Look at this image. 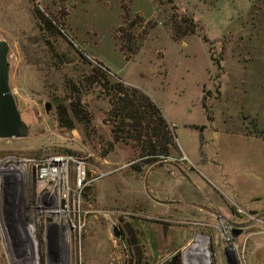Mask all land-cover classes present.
Returning <instances> with one entry per match:
<instances>
[{"label":"rangeland","instance_id":"obj_1","mask_svg":"<svg viewBox=\"0 0 264 264\" xmlns=\"http://www.w3.org/2000/svg\"><path fill=\"white\" fill-rule=\"evenodd\" d=\"M38 12L57 19L66 39L44 32ZM182 17L200 36L178 34ZM126 33L130 54L116 44ZM0 42L28 128L25 138L0 139V159L70 155L87 158L90 173L86 226L57 242L29 218L31 178L0 185V264H228L217 217L239 228L234 264H264V0H48L43 11L0 0ZM98 64L159 109L178 150L176 177L141 160L137 141L116 142L106 92L83 79ZM74 92L91 119L88 138L81 126L61 127L56 107L46 113ZM99 172L106 176L90 181Z\"/></svg>","mask_w":264,"mask_h":264},{"label":"trees","instance_id":"obj_2","mask_svg":"<svg viewBox=\"0 0 264 264\" xmlns=\"http://www.w3.org/2000/svg\"><path fill=\"white\" fill-rule=\"evenodd\" d=\"M38 13L41 17H37V20L40 22V25H44V32L53 36H61L64 40L66 39L64 37L65 31L62 28V24L60 22L58 23L57 19L50 14L49 16H45V13ZM41 22L43 24H41ZM177 26L179 29L178 34L182 37L193 35L200 36L198 32L199 28L192 17H182ZM132 39L133 38H129L127 33L125 34V38H120V40L116 39L117 48L121 53H132L131 51L134 50ZM203 41L205 43L208 42L205 37H203ZM78 55L81 57L83 56L81 54ZM83 61L89 64L86 58H83ZM83 79L87 87L96 88L98 92L101 90L106 92L111 106L108 114L113 126L111 134L113 137L115 135H125V138L140 143L138 144L141 146L140 159L147 160L146 164H158L160 161L169 158L172 152H178L168 126L162 118L159 109L144 93L124 85L119 80H114L110 76L109 70L101 64H98V66L84 74ZM94 93L96 94V92ZM78 95L79 92H74L72 96L67 98V104L58 105L55 108L56 117L58 118L60 126L69 131L74 129L76 125L83 127L82 133L87 137L86 134L90 127L91 119ZM255 135L257 137L263 136L261 132L255 133ZM248 136L250 135L248 134ZM114 139L116 142L120 140L118 137H114ZM114 144L115 143L110 144V151L113 149ZM58 156L60 155L49 157ZM105 156L106 154L102 155V157ZM49 157L37 160H44ZM65 157L73 156L66 155ZM119 234H121L120 231Z\"/></svg>","mask_w":264,"mask_h":264},{"label":"built area","instance_id":"obj_3","mask_svg":"<svg viewBox=\"0 0 264 264\" xmlns=\"http://www.w3.org/2000/svg\"><path fill=\"white\" fill-rule=\"evenodd\" d=\"M30 1L34 7L43 11V5L48 0ZM87 160L65 156L49 157L44 160L18 157L0 159L2 187L9 186L15 181L26 184L31 178L36 200L28 208L31 214L29 218L42 220L44 241L57 242L69 239L72 235H80L84 230L86 212L82 209L81 193L90 174ZM32 169H35L34 179ZM105 176V173L99 172L90 181L100 180ZM216 220V231L223 244L222 251L228 257V264H234L238 254L234 234L239 228L226 222L222 217H217ZM27 232L33 234L32 224H27Z\"/></svg>","mask_w":264,"mask_h":264},{"label":"water","instance_id":"obj_4","mask_svg":"<svg viewBox=\"0 0 264 264\" xmlns=\"http://www.w3.org/2000/svg\"><path fill=\"white\" fill-rule=\"evenodd\" d=\"M7 56L8 45L5 42H0V139L2 140L25 138L28 130L21 119L13 93L9 87V64ZM64 102L65 99L58 98L46 103V113L49 112L52 106L57 107ZM32 174L34 179L35 169H32ZM114 235L117 236L116 230L114 231Z\"/></svg>","mask_w":264,"mask_h":264},{"label":"crops","instance_id":"obj_5","mask_svg":"<svg viewBox=\"0 0 264 264\" xmlns=\"http://www.w3.org/2000/svg\"><path fill=\"white\" fill-rule=\"evenodd\" d=\"M173 159H174L173 157H169V158L159 162V164H163L162 166H165L166 164L169 165V168L163 169L164 173L169 178L176 177L175 170H177V168H176V166L174 164H172V162H173L172 160ZM180 160H185L186 162H189V159H188L187 156L181 157ZM189 163H191V162H189ZM155 165H157V164H155ZM191 165H192V163H191ZM151 167H154V165L151 166ZM152 188H153L154 192L166 193V191L164 189H162V186H161L160 182H155L154 181L153 184H152ZM169 190H171L170 187H168V191ZM165 199H168V198H165Z\"/></svg>","mask_w":264,"mask_h":264},{"label":"bare ground","instance_id":"obj_6","mask_svg":"<svg viewBox=\"0 0 264 264\" xmlns=\"http://www.w3.org/2000/svg\"><path fill=\"white\" fill-rule=\"evenodd\" d=\"M34 242V241H33ZM35 243V242H34ZM35 261V260H34ZM37 262V261H36ZM35 264V263H34Z\"/></svg>","mask_w":264,"mask_h":264},{"label":"flooded vegetation","instance_id":"obj_7","mask_svg":"<svg viewBox=\"0 0 264 264\" xmlns=\"http://www.w3.org/2000/svg\"><path fill=\"white\" fill-rule=\"evenodd\" d=\"M54 100V99H53ZM51 101V100H50Z\"/></svg>","mask_w":264,"mask_h":264}]
</instances>
